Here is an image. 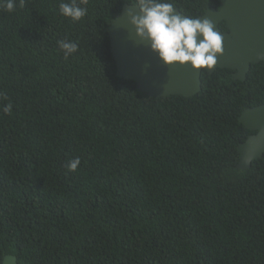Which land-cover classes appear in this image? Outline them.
<instances>
[{
    "label": "trees",
    "instance_id": "1",
    "mask_svg": "<svg viewBox=\"0 0 264 264\" xmlns=\"http://www.w3.org/2000/svg\"><path fill=\"white\" fill-rule=\"evenodd\" d=\"M61 2L0 0V262L264 264V153L237 167L264 59L243 80L202 69L193 94L148 96L104 61L109 24L138 0H88L79 21ZM164 2L193 18L218 6Z\"/></svg>",
    "mask_w": 264,
    "mask_h": 264
},
{
    "label": "water",
    "instance_id": "2",
    "mask_svg": "<svg viewBox=\"0 0 264 264\" xmlns=\"http://www.w3.org/2000/svg\"><path fill=\"white\" fill-rule=\"evenodd\" d=\"M129 11L139 14L138 6L124 3L108 28L109 43L115 53V71L125 79L133 80L136 87L148 96L168 94L190 95L201 85V70L190 64L165 65L150 43L136 34L130 22ZM176 14L185 16L178 9ZM201 20L209 19L214 30L223 36V54H218L215 67L234 70L233 77L243 80L251 62L264 59V0H219V7H210ZM224 20L226 31L219 25ZM239 122L254 133L238 145L239 168L249 166L251 160L264 152V103L245 108L238 116ZM0 264L18 263L15 255L6 254Z\"/></svg>",
    "mask_w": 264,
    "mask_h": 264
},
{
    "label": "clouds",
    "instance_id": "3",
    "mask_svg": "<svg viewBox=\"0 0 264 264\" xmlns=\"http://www.w3.org/2000/svg\"><path fill=\"white\" fill-rule=\"evenodd\" d=\"M87 3L88 0L61 2L59 5L60 14L73 21H79L87 15ZM21 6H23L22 0ZM135 6L139 7L140 13L137 15L129 11L128 15L131 24L136 29L137 36L150 43L151 49L158 54L165 65H173L178 62L181 66L190 64L195 70L206 69L209 72L217 65V56L223 54L224 51L223 36L214 30L211 20H201L200 15L196 18L187 16L181 9L174 7L172 3L164 2V0H138V3L133 4V7ZM3 7L12 11L15 7V0H4ZM211 7L218 8L219 0L218 6ZM174 9H178L185 16L176 14ZM222 21L224 22V20ZM58 45L64 50L65 58L77 50L75 43L58 41ZM109 50L111 57L105 55V66L114 65L116 74L114 59L116 56L110 43ZM3 111L5 114L10 113L11 105L5 106ZM79 164L80 159L77 157L70 161L68 168L70 171H75Z\"/></svg>",
    "mask_w": 264,
    "mask_h": 264
},
{
    "label": "flooded vegetation",
    "instance_id": "4",
    "mask_svg": "<svg viewBox=\"0 0 264 264\" xmlns=\"http://www.w3.org/2000/svg\"><path fill=\"white\" fill-rule=\"evenodd\" d=\"M216 68H218V67H215L214 69H216ZM221 68H222V67H221ZM214 69H213V70H214ZM213 70H212V71H213ZM230 74L233 76V74H235V73H234V70L231 69V70H230ZM252 133H254V131H253ZM252 133H250V134H252ZM250 134H248V136H249Z\"/></svg>",
    "mask_w": 264,
    "mask_h": 264
}]
</instances>
